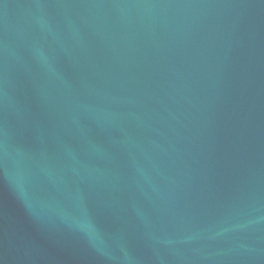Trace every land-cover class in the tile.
Returning <instances> with one entry per match:
<instances>
[{
    "label": "water",
    "instance_id": "95a60500",
    "mask_svg": "<svg viewBox=\"0 0 264 264\" xmlns=\"http://www.w3.org/2000/svg\"><path fill=\"white\" fill-rule=\"evenodd\" d=\"M0 264H264V0H0Z\"/></svg>",
    "mask_w": 264,
    "mask_h": 264
}]
</instances>
